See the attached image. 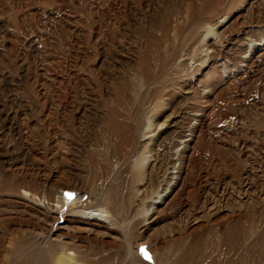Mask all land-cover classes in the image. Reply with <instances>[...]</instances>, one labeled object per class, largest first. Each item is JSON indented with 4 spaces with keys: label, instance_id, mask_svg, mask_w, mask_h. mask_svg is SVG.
<instances>
[{
    "label": "rangeland",
    "instance_id": "obj_1",
    "mask_svg": "<svg viewBox=\"0 0 264 264\" xmlns=\"http://www.w3.org/2000/svg\"><path fill=\"white\" fill-rule=\"evenodd\" d=\"M135 148L157 164L134 169ZM177 149L182 192L143 234ZM115 161L105 206L131 228L104 264L122 242L151 262L264 264V0H0V264H29L50 233L25 193L97 191Z\"/></svg>",
    "mask_w": 264,
    "mask_h": 264
},
{
    "label": "bare ground",
    "instance_id": "obj_2",
    "mask_svg": "<svg viewBox=\"0 0 264 264\" xmlns=\"http://www.w3.org/2000/svg\"><path fill=\"white\" fill-rule=\"evenodd\" d=\"M147 125L142 132L143 135L137 140L138 145L148 142L152 126L150 123ZM151 143L152 139L146 145L147 150L150 149ZM179 155L180 150L177 149L172 157H167V163L174 164L176 171L171 172L166 166L163 182L159 184L155 195L148 201L149 208L145 209L142 216L144 218L143 234L152 228L158 208L176 201L182 192L183 184L180 181L182 162L179 160ZM132 158L135 159L133 168L138 171L142 169L145 172L147 168L154 167L158 161L157 158L144 153L139 155L138 148H135ZM112 166V171L106 174L105 182L100 184L101 188L97 191L86 190L81 180L75 179L72 186L68 188L63 186L66 188H62L61 191L54 189L44 196L37 193H25L23 196L25 209L39 216L41 221L50 226L48 236L34 232V238L29 242L32 244L29 264H82L86 261H88L87 264H104L111 258L116 259L118 255H121L120 250L112 251L108 247L112 240L114 242L120 238L123 240L121 230L118 229L122 228L127 232L131 228V223L122 224L117 209L105 206L106 194L122 169L119 161L112 162ZM64 190H72V192L68 193ZM108 238L111 241H107ZM92 239L96 243L94 247L90 244ZM84 240H88V243ZM133 243L129 242L127 245L122 242L121 244L122 249L127 250L126 258L122 260L123 264H170L166 257L162 259L156 256L153 262L144 259L138 251L134 250Z\"/></svg>",
    "mask_w": 264,
    "mask_h": 264
}]
</instances>
